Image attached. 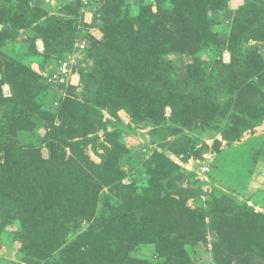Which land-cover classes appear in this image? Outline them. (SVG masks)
I'll list each match as a JSON object with an SVG mask.
<instances>
[{
    "label": "rangeland",
    "instance_id": "rangeland-1",
    "mask_svg": "<svg viewBox=\"0 0 264 264\" xmlns=\"http://www.w3.org/2000/svg\"><path fill=\"white\" fill-rule=\"evenodd\" d=\"M225 1L93 0L89 7L82 8L77 0H0V72L10 63L28 67L26 71L7 74L10 80L0 93L4 99L15 94L13 98L21 107L30 110L26 113L18 106L0 107L1 132L5 135L0 139V149L10 142L18 143L16 146L28 152L30 161L38 159L63 169L58 187L46 184L45 208L54 203L67 207L69 193L76 202L73 209L77 207L78 211L92 215V221L107 220L135 202L143 207V213L146 209L157 218L152 220L157 221L158 232L160 228L162 233L179 229L182 236L190 238L197 232L195 227H203V231L198 230L197 237H202L199 243L181 247L177 238L148 235L143 229L129 234L131 223H121L116 225V233L125 231L129 239L117 261L217 264L214 250L216 246L224 247L222 232L239 250L249 245L250 256L254 257L257 249L263 252L264 122L239 135L225 118L204 119L206 115L203 118L194 111L184 120L167 107L163 120L154 125L137 120L124 109L128 102L126 93L109 78L102 81L101 93L92 98L95 90L91 87L86 89L79 84L72 90L60 91L46 85L44 76L54 70L58 58L68 53L76 54V70H80L84 66L77 46L85 41H104L107 31L109 39L114 37L121 61L135 72L143 70L155 50L167 52L171 48V53L164 57L170 61L176 80L186 77L189 65L198 71L204 69L205 63L216 59L219 41L226 48L258 22L259 29L247 35L251 39L248 46L256 45L264 59V0H240L239 6H245L238 20L232 18L238 4L234 6L233 0H228L224 9ZM253 38L260 41H252ZM23 43V50H18ZM161 55L159 52L158 56ZM222 61L229 63L227 51ZM87 80L93 82L91 77ZM243 91L252 90L247 87ZM249 95L248 102L254 110L263 111L264 89L263 94ZM227 99L224 95L216 97L221 104ZM86 101H92L90 106L101 112L99 129L81 138H66L70 131L90 126L87 115H74L76 106ZM30 112L41 113L62 137L51 135ZM231 113L228 110L226 118ZM3 158L5 155L0 152V165ZM201 167H207L209 172L203 173ZM171 199L176 201L174 215L164 212L170 208L164 202ZM32 201L25 204L30 212L25 205L14 206L17 203L7 209L8 199L1 200L0 264H46V258L40 260L36 247L43 246L38 240L42 233L51 229L55 232L53 223L57 217L44 215V211L34 215ZM184 207L194 215L181 214ZM90 225L69 224L59 238L66 243L75 241L87 234ZM48 250L52 258L49 264H60L63 258L56 259L58 250ZM253 259L249 264H253ZM78 261L83 264L85 259ZM220 261L238 264L239 259L233 254L226 262L221 255Z\"/></svg>",
    "mask_w": 264,
    "mask_h": 264
},
{
    "label": "trees",
    "instance_id": "trees-1",
    "mask_svg": "<svg viewBox=\"0 0 264 264\" xmlns=\"http://www.w3.org/2000/svg\"><path fill=\"white\" fill-rule=\"evenodd\" d=\"M253 1L255 2V0H250V3ZM77 2L83 8L80 1L77 0ZM227 2L228 0L225 1L226 6H224V9L227 8ZM92 3L93 0L89 2L86 8ZM255 3H259V1ZM243 6L245 5H242L233 12L232 18L234 20L235 18L237 20L241 18L244 10ZM234 20L232 21L233 25L236 24ZM139 24L143 27L142 23ZM259 26L260 22L251 25L243 37L229 42L226 48L223 46L222 41H219V46L222 45V47L219 48L217 45V50L215 49L216 59L205 63L204 69L199 71L194 65H189L186 77L181 80L174 78L173 67L170 61L166 59L171 53V48L167 52L161 48L160 51L155 50L147 58L143 70L135 72L129 65L121 61L119 51L114 47V37L109 39L107 31V34L104 35V41H93L91 43L85 41L87 46L83 52L84 67L82 68H86V66L90 68L87 71H84L82 68L76 70L79 84L83 85L86 89L87 87L93 88L95 90L93 98L101 93L102 81L109 78V80L113 81L126 93L128 102L124 109L134 115V118L139 121L147 120L151 124L158 125L163 120L165 108L168 107L174 115L180 114V116H183L184 120H188L194 111L200 113L203 118L206 115L207 117L204 119H212L215 116L225 118L229 126L232 129L234 128L235 133L241 135L243 132L253 131L264 122V109L263 111H256L252 106L253 104L248 102V97H251L249 94L256 95L258 92L263 94L264 89V73H262L264 71V59L258 53L256 45L248 46V42L251 39L247 36L254 29H259ZM137 27L139 31L142 30L139 28V25ZM131 30L134 31V27H131ZM252 41L260 40L253 38ZM224 51H227L230 55V61L227 64L222 61ZM159 52H162L161 57L158 56ZM64 57L58 58L55 68ZM7 66L8 68L4 72H0L1 92L3 86L7 85V81L10 80L7 74L12 75L16 70L20 72L28 70V67L21 63H18V65L10 63ZM87 77H91V81H93L91 84L88 82ZM247 87H250V90H252L250 93L243 91V88ZM69 89L72 90L74 87H68L67 89L63 87L57 88L60 91H68ZM12 91L14 94V89ZM220 95L228 97L222 104L216 100V97L218 98ZM14 96L15 94L10 99H4L0 93V107L14 109L16 108L15 106H18L28 113L30 110L21 107L19 102L13 98ZM91 102L86 101L83 105H77L74 112V115L80 113L87 115L91 119L90 126L70 131L65 136L66 138H81L99 129L101 112L94 106H90ZM73 104L75 106L76 103ZM228 110H231L232 113L226 118ZM30 114L40 123L44 124L51 135L57 138L62 137L56 127L47 123L41 113L30 112ZM1 131L0 122V139L5 136ZM16 144L18 143L14 144L10 142V144L3 145L5 149H0V152L5 155V158H3L4 163L0 165V202L1 200L8 199L9 205L6 208L9 209L10 204L17 203L14 206H18L19 204L25 205L26 203L28 204V200L33 199V204L30 208H33L34 215L44 211V215L49 213L51 216L57 217L56 222L53 223L54 227H56L55 232L51 229L42 233L41 238L38 240L41 241L43 246L36 247V250L39 249L40 260L42 261L46 258V264H49V258L52 260L51 253L47 252L49 251L48 248L51 252L58 250L56 259L59 261L60 257L63 258L60 264H81L78 260L82 262L84 259L83 264H134L130 259L117 261L124 254L123 250L125 249L122 247L123 244L127 245V240L129 239L125 231H121L119 234L116 233V225L124 222L131 223L132 229L129 230V234L143 229V232L148 231V235L162 234L166 236V239L169 237L177 238L182 242L181 247L196 245L202 239V237H197V234H199V229L203 231V227H195V224L193 225L194 229L197 228V232L190 238H185V235L182 236L179 229L162 233V229L160 228L158 232L157 221L152 220L153 218H157L152 216L145 208V213H143V207L136 206L135 202L125 205L124 208L104 221H92V215L82 213L81 210L78 211L77 207L73 209L76 202L74 196L69 193H67L68 202L65 205L67 207H60L54 203L46 209L44 198L47 197L45 193L47 186L49 187L53 183L57 187L59 186L63 169L55 166L53 163H45L41 159L39 162L38 159L30 161L28 152L23 150L21 146L17 147ZM44 181L45 184H43ZM46 184L48 185L46 186ZM164 204L170 207L164 210V212L168 215L170 213L174 215L172 209L175 207L176 201L171 199L166 201V203L164 202ZM26 207L27 205H25V209H29ZM0 210H3V207L2 209L0 207ZM29 211L31 212L32 210L29 209ZM25 212L28 211L26 210ZM30 212H28L29 215H31ZM183 213L194 215L193 212L185 207L181 214ZM175 214V216H178L177 212ZM253 216L255 217L256 215ZM75 222H90V230L86 235L83 234L77 237L75 241L66 243V241L60 240L59 233L62 231L65 233L68 229L67 225ZM161 223L165 224L163 221ZM220 238L223 241L221 244L224 247L219 249V246H216V250H214V259L217 264H223L220 261L221 255H224V261L227 262L230 255L233 254L239 259L238 264H249L251 257H255L253 264H264V251L262 252V250L257 249L253 257L250 256L252 249H250L249 245H245L239 250L236 244L233 243V240L227 237L225 233H220ZM75 243H77L76 246ZM157 256L160 257L159 255ZM56 262L50 264H59ZM184 263L181 261V264ZM224 264H228V262Z\"/></svg>",
    "mask_w": 264,
    "mask_h": 264
},
{
    "label": "built area",
    "instance_id": "built-area-1",
    "mask_svg": "<svg viewBox=\"0 0 264 264\" xmlns=\"http://www.w3.org/2000/svg\"><path fill=\"white\" fill-rule=\"evenodd\" d=\"M80 4L83 7L88 6L91 0H79ZM86 42H81L77 46V54H80L83 58V52L86 49ZM74 53H68L62 60H60L57 64V67L46 73L44 79L46 80V85L58 88L63 87L67 89L68 87H78L79 85V77L76 72V68L78 66L76 57ZM201 171L203 173H208L209 169L207 167H201Z\"/></svg>",
    "mask_w": 264,
    "mask_h": 264
},
{
    "label": "crops",
    "instance_id": "crops-1",
    "mask_svg": "<svg viewBox=\"0 0 264 264\" xmlns=\"http://www.w3.org/2000/svg\"><path fill=\"white\" fill-rule=\"evenodd\" d=\"M234 1H235V0H233V1H232V4H233V5H234ZM236 7H237L236 9H238V8L240 7V6H239V4H238ZM233 10H235V9H233ZM233 10H232V11H233ZM96 38H97V37H96ZM36 46H37V45H36ZM23 48H24V43H23V44H21V45H20V47H19V48H17V49H18V50H20V49H22V50H23Z\"/></svg>",
    "mask_w": 264,
    "mask_h": 264
},
{
    "label": "bare ground",
    "instance_id": "bare-ground-1",
    "mask_svg": "<svg viewBox=\"0 0 264 264\" xmlns=\"http://www.w3.org/2000/svg\"><path fill=\"white\" fill-rule=\"evenodd\" d=\"M238 3H240V0H235L234 1V6H236ZM228 58V57H227Z\"/></svg>",
    "mask_w": 264,
    "mask_h": 264
}]
</instances>
